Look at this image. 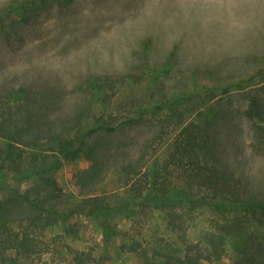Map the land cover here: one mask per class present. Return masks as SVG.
I'll list each match as a JSON object with an SVG mask.
<instances>
[{
	"label": "trees",
	"instance_id": "1",
	"mask_svg": "<svg viewBox=\"0 0 264 264\" xmlns=\"http://www.w3.org/2000/svg\"><path fill=\"white\" fill-rule=\"evenodd\" d=\"M33 1L0 6L3 41L19 38L15 24L34 15L38 5ZM11 13L18 17L10 19ZM171 66L168 59L160 71L167 74ZM258 75H264V68L240 79L249 82ZM130 79L139 83L133 75L90 68L67 80L42 68L12 77L0 74V170L5 177L0 179V264H105L114 243L119 251L132 252L138 264H207L228 252L230 264H264V203L251 201L242 177L217 163L210 149L207 129L218 108L205 106L204 124L186 121L184 111L168 104L164 82L154 77L151 93L136 92L117 101L126 110L135 108L136 116L107 111ZM240 79L199 87L213 98L216 92L242 88ZM247 114L253 138L264 147V109L256 95L249 98ZM149 121L155 127H148L137 143L117 137L123 129ZM168 126L175 133L162 155V132L170 133L162 128ZM29 155L32 162H43L42 168L25 170L20 177ZM79 158L88 163L73 173L80 196L61 211L65 193L55 172ZM111 171L119 186L98 191ZM8 172L17 176L8 177ZM204 206L223 220L211 219L191 240L188 227ZM155 211L164 213L177 240L160 238L159 248L140 252L145 239L134 226ZM78 216L88 217L100 230L101 252L65 242ZM113 216L119 220L106 222L105 217ZM67 219L59 233H51ZM119 222L128 227L119 229ZM133 228L136 233L130 232Z\"/></svg>",
	"mask_w": 264,
	"mask_h": 264
},
{
	"label": "rangeland",
	"instance_id": "2",
	"mask_svg": "<svg viewBox=\"0 0 264 264\" xmlns=\"http://www.w3.org/2000/svg\"><path fill=\"white\" fill-rule=\"evenodd\" d=\"M16 1L19 0H0V6ZM34 3L38 5L34 15L15 24L19 38L6 43L0 36V74L12 77L42 68L58 72L67 80L90 68L133 75L139 83L130 79L107 110L132 116H136V109L126 110L117 101L136 92L151 93L153 78L158 77L170 97L168 104L184 111L186 121L204 124L205 106L218 108L207 129L216 162L242 177L251 201L264 203V147L253 138L247 114L251 95L258 97L264 109V75L249 82L240 79L264 68V0H45L43 3L35 0ZM9 17L18 16L11 13ZM168 59L172 66L164 74L160 68ZM238 79L242 88L233 87L229 94L216 92L213 98L199 87ZM148 127H155L153 121L127 127L117 137L135 144L145 136ZM162 130L170 131L168 135L162 132L159 152L163 155L175 131L170 126ZM30 156L24 159L20 177H25V170L42 168L43 162H32ZM87 165V161L79 158L63 163L55 172V179L65 193L59 203L61 211L79 198L73 173ZM3 174L0 170V179H5ZM7 175L17 176L15 172ZM117 178L111 171L98 191L118 187ZM199 210L200 214L188 227L191 240L198 237L211 219L223 220L208 206ZM105 218L106 222L119 220L117 216ZM68 222L67 219L57 224L51 233H59ZM119 223V229L128 227ZM76 224L65 242L93 253L101 252L100 230L93 221L78 216ZM137 227L145 239L140 241V252L150 254L152 249L159 248L156 240L160 238L177 240V234L166 227L161 211L147 215L145 223L134 226ZM134 228L130 232L136 233ZM162 244L166 246L165 242ZM230 254L207 264H230ZM138 261L132 252H121L114 243L105 264H138Z\"/></svg>",
	"mask_w": 264,
	"mask_h": 264
}]
</instances>
